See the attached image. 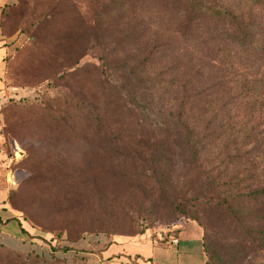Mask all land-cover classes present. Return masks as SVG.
<instances>
[{
    "label": "trees",
    "instance_id": "16d2710c",
    "mask_svg": "<svg viewBox=\"0 0 264 264\" xmlns=\"http://www.w3.org/2000/svg\"><path fill=\"white\" fill-rule=\"evenodd\" d=\"M82 1L95 5L91 22L82 18L73 0H46L45 8L36 9L38 16L29 13L36 18L25 21L22 31L28 33L33 27L38 39L42 35L38 40L44 48L39 54L40 62L49 57L58 58L57 52H65L64 70L57 72L62 73L64 81L60 95L24 109L31 126L30 138L35 140L30 149L25 147L28 156L24 162L34 175L33 186L40 194H51L61 186H73L74 181L93 190L100 180H111L114 176L124 180L129 174H125L130 170L128 165H137L140 161V153L129 147L130 139L146 130H150L153 137L184 139L183 143L174 142L175 146H199V142L193 141L200 136L196 124L212 105L200 92L191 93L188 85L206 66L197 63L192 71L194 67L182 64L179 57L169 58L177 54L180 47L184 50L194 45L200 54L208 48L215 56L209 70L224 74L232 82L237 98L248 104L264 105V38L260 45L258 42V6L264 7V0ZM23 7L20 2L5 9L0 20L1 32L6 20L13 19ZM150 16L172 17L176 23L174 40L166 39L154 45L153 53L148 52L139 62L128 60L127 56L119 58L130 52V44L139 40L140 28ZM110 27L113 34L109 33ZM257 47L258 70L252 71L254 64L251 63L239 67L236 53H250ZM85 57L96 62L79 65ZM156 60L158 63H154ZM158 64L160 67L153 69ZM189 68L191 78L186 79L184 71ZM239 69L243 72H238ZM167 90L169 99L157 97ZM158 118L162 121L151 123ZM201 136L206 140L203 146L218 143L238 152L250 149L245 161L258 172L255 188L225 197L214 207L227 211L234 206H246L242 208L248 210L244 222L242 217L239 221L236 214L233 215L239 227H246L247 232L244 242L238 244L242 248L240 252L254 248L264 253V135L258 133L257 139L244 125L236 128L219 125L216 134ZM18 140L23 145L22 139ZM125 147L128 149L118 153V149ZM78 164L84 166L83 170H78ZM18 197V192L7 196L12 210L16 208L14 202ZM54 200L45 196L43 201L53 204ZM77 202L74 200L66 210L76 209ZM64 217L58 219L64 220ZM203 247L205 252L204 241ZM67 250L62 248L64 252ZM54 253H21L0 244V264H89L81 257L68 260Z\"/></svg>",
    "mask_w": 264,
    "mask_h": 264
},
{
    "label": "rangeland",
    "instance_id": "374dc122",
    "mask_svg": "<svg viewBox=\"0 0 264 264\" xmlns=\"http://www.w3.org/2000/svg\"><path fill=\"white\" fill-rule=\"evenodd\" d=\"M73 1L82 18L91 22L94 3ZM20 2L24 4V9L17 11L10 21L6 20L2 32V42L7 50L0 71V185L6 187L8 195L19 193L13 210L31 228L39 254L55 252L58 256L64 254L63 247L72 251L76 243L92 238L110 242L118 236L133 237L143 233L161 240L175 233L187 221H193L202 230L206 264H264V253L258 252V249L240 252L242 248L238 244L244 242L247 232L246 227H239L233 215L236 214L239 221L242 217L244 222L248 210L242 208L246 206H234L227 211L214 207L225 197L247 193L255 188L258 172L245 161L250 149L238 152L231 146L226 148L218 143L203 146L206 140L201 136L216 134L219 125L224 128L244 125L258 139V133L264 135V105L259 106L258 102L248 104L237 98L232 82L224 74L209 70V63L214 61L215 56L208 48L200 54L194 45L184 50L180 47L177 54L169 56L179 57L182 64L194 67L192 71L197 63L206 66L201 75L193 78L188 85L191 93L200 92L203 99L212 105L210 111L204 114L205 119L201 115L200 122L196 124L200 136L193 141L199 142V146H175L174 142L183 143L184 139L165 135L153 137L151 131L146 130L130 139L129 147L140 153V161L137 165L134 162L128 165L130 170L125 174H129L124 180H118L116 176L111 180H100L99 186L93 190L74 181L73 186H61L45 195L34 188V175L27 169L24 160L28 156L25 147L30 149L35 140L30 138L31 126L24 109L32 103L48 102L60 95L64 81L62 73L57 72L64 70L65 52H57L58 58L49 57L40 62L39 54L44 52V48L38 40L42 35L38 39L33 27L28 33L22 31L25 21L36 18L29 13L38 16L36 9L45 8L46 0H15L13 6L20 5ZM145 22L140 28L142 34L139 40L130 44V52L119 58L127 56L128 60L139 62L152 51L154 45L166 39L174 40L176 23L172 17L161 19L150 16ZM109 33L113 34L112 27ZM263 38L264 7L258 6L259 45ZM258 48L245 54L237 52L235 60L238 66L254 64L251 70L256 72ZM88 62L95 63L96 59L82 58L79 65ZM154 63H158L157 60ZM158 67L160 64L153 69ZM184 72L186 79L191 78L190 68ZM110 74L114 77L112 70ZM169 95L167 90L157 97L169 99ZM158 121L162 120L153 119L151 123L157 124ZM18 139H22L24 146ZM153 144L164 146L157 148ZM124 149L128 148H120L118 153ZM77 168L80 171L84 166L78 164ZM77 168L74 167V170ZM7 177L9 182H6ZM45 196L54 198V203L44 202ZM74 200L78 201L77 208L67 211L66 208ZM62 216L67 218L59 220ZM68 223L69 226H66ZM79 257L94 264L86 256Z\"/></svg>",
    "mask_w": 264,
    "mask_h": 264
},
{
    "label": "crops",
    "instance_id": "0c3cea01",
    "mask_svg": "<svg viewBox=\"0 0 264 264\" xmlns=\"http://www.w3.org/2000/svg\"><path fill=\"white\" fill-rule=\"evenodd\" d=\"M14 3L15 0H0V20L5 9ZM2 37L0 30V71L7 50ZM1 92L0 82V96ZM6 182H9L8 177ZM7 196L6 187L0 185V244L16 252L40 253L31 228L10 208ZM172 239H176L177 243L172 244ZM73 248L58 256L68 260L86 256L94 264H206L202 230L193 221H187L175 233L161 240L146 234L118 236L110 242L92 238L76 243Z\"/></svg>",
    "mask_w": 264,
    "mask_h": 264
},
{
    "label": "built area",
    "instance_id": "2783aa9c",
    "mask_svg": "<svg viewBox=\"0 0 264 264\" xmlns=\"http://www.w3.org/2000/svg\"><path fill=\"white\" fill-rule=\"evenodd\" d=\"M171 243H172V244H176V243H177V240H176V239H172V240H171Z\"/></svg>",
    "mask_w": 264,
    "mask_h": 264
}]
</instances>
